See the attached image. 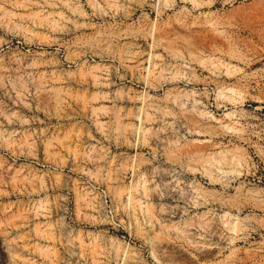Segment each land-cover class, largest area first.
<instances>
[{
    "label": "rangeland",
    "instance_id": "374dc122",
    "mask_svg": "<svg viewBox=\"0 0 264 264\" xmlns=\"http://www.w3.org/2000/svg\"><path fill=\"white\" fill-rule=\"evenodd\" d=\"M263 201L264 0H0V264H264Z\"/></svg>",
    "mask_w": 264,
    "mask_h": 264
},
{
    "label": "bare ground",
    "instance_id": "6f19581e",
    "mask_svg": "<svg viewBox=\"0 0 264 264\" xmlns=\"http://www.w3.org/2000/svg\"><path fill=\"white\" fill-rule=\"evenodd\" d=\"M159 40V42H162L161 40L162 39H158ZM232 159V158H231ZM232 162H234V160H231ZM237 162L238 163H240L239 162V160H237ZM234 165H235V163H234ZM238 165H237V163H236V165H235V167H237ZM255 191L254 190H251V189H249L248 190V193H250V194H253ZM132 198V197H131ZM257 204V206L259 207H262V208H264V201L260 204V203H256ZM148 207V206H147ZM178 210V209H177ZM180 214V213H179ZM222 221V220H221ZM245 221V219H241V220H238V221H235V219H233V220H230V221H222L221 223H219L222 227H224L225 228V230L229 233V236H227V237H225L224 236V240L225 241H232V240H236L237 238H240L239 236V232L242 230H244L245 228H246V226L244 225V222ZM191 227H192V225H191ZM191 227H189V226H187V227H184V228H181V230H179L178 231V233L180 234V235H182V237L183 238H188V239H194V233H193V231H191V230H193L194 228H191ZM193 227H195V228H199L201 231H203V232H207V233H210V234H212V235H219V230H220V227H218V224H215V223H213V222H209V221H206V222H201V223H198V224H195V225H193ZM198 230V229H197ZM233 234V235H232ZM197 235V234H196ZM198 235H199V233H198ZM204 236V235H203ZM197 237V236H196ZM222 238H223V236H221ZM200 238H204V237H200ZM199 238V239H200ZM190 239V240H191ZM195 240V239H194ZM192 241V240H191ZM199 241V240H198ZM198 241H197V243H198ZM195 242V241H194ZM228 243V242H227ZM202 244H203V246H202ZM201 245H197L198 247H199V252L201 251L202 252V250H203V252H204V247H205V245H204V243H202ZM207 245H209V244H207ZM226 245V244H225ZM198 247H196V248H198ZM221 248H222V246H221ZM220 248V249H221ZM212 249V248H211ZM217 249V248H216ZM222 250V249H221ZM218 251L216 250V253H217ZM221 252V251H220ZM220 252H218L219 254H220Z\"/></svg>",
    "mask_w": 264,
    "mask_h": 264
}]
</instances>
